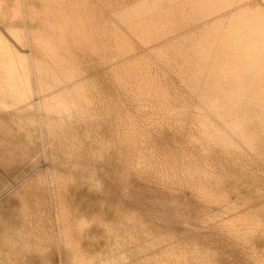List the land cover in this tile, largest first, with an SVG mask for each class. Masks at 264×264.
<instances>
[{
	"label": "rangeland",
	"instance_id": "rangeland-1",
	"mask_svg": "<svg viewBox=\"0 0 264 264\" xmlns=\"http://www.w3.org/2000/svg\"><path fill=\"white\" fill-rule=\"evenodd\" d=\"M208 1L0 0L70 50L51 124L0 109V264H264V96Z\"/></svg>",
	"mask_w": 264,
	"mask_h": 264
},
{
	"label": "bare ground",
	"instance_id": "bare-ground-1",
	"mask_svg": "<svg viewBox=\"0 0 264 264\" xmlns=\"http://www.w3.org/2000/svg\"><path fill=\"white\" fill-rule=\"evenodd\" d=\"M202 1L205 2V0ZM202 5L203 4H201V7ZM218 6L223 9L224 11V12L222 11L223 12L222 15L224 14L223 16L228 18L231 17V15L235 16L234 17L235 21L233 20L232 17L235 26L233 25L234 28L229 30L228 35L231 36V39H235V41L232 40L234 43L235 42H237V44L240 43L239 46L237 45L239 48L238 49L239 58L236 62L230 64V66L233 65L234 67L235 66L238 67L241 64L244 65L245 67L250 66L252 71L256 73L255 77L257 78L258 81H260L258 88L262 93V95L264 96V0H221ZM214 8L216 11V6ZM213 13H215L214 10ZM217 14H219V12ZM218 21H220V18ZM7 36H5V34H3L2 32L0 33V73L3 77V83L0 88V93L2 94L0 96V109L7 110L9 112H12L20 116L34 117V120L37 123L39 130L42 131V128L44 126H48L49 124H51V121L54 118L52 109L56 110L55 113H59L58 109L60 110L61 107L65 106L63 104H66L67 100L62 91L59 90L57 92H51L50 90H48V88H45L43 86V82L37 78L36 73H41V74L52 73L53 76L52 78L55 80L58 79L57 75L59 72L62 74L64 73L65 76V70H66L65 67L68 64L67 58L70 51L69 47L63 41L57 40L51 34L47 36H43V35H36L32 37L29 36L27 39L25 36H14L16 42H19L21 45L27 47V51L23 53L15 48V46L13 45L15 43L12 44L6 38ZM196 69L198 68L196 67ZM192 71L194 70L192 69ZM200 75L202 76V73ZM243 82H242L243 84H246L245 79ZM243 86L244 85H242V87ZM228 92H230V90L226 91V93ZM234 92L237 93V91ZM241 92H243L244 94L245 91H241ZM241 92H240V96L238 94V97L240 98L244 97L241 94ZM253 93H251L252 96ZM39 95L40 97H38ZM230 96L231 97L229 99H231L233 95ZM257 96L255 98H250V99L251 100L253 99L254 101V99L258 98L256 100L260 102L259 105H261V107L259 108L260 109L259 115L264 120V104H263L264 100L263 101L261 100L264 97L259 99V97ZM41 97L43 99H41ZM241 99H237V101L238 100L240 101ZM247 99H249V97L246 98L245 101ZM232 103L234 104V102ZM236 104L237 102L235 103L234 106L237 107ZM57 105H61V107L59 106L57 107ZM220 108H223V106Z\"/></svg>",
	"mask_w": 264,
	"mask_h": 264
}]
</instances>
